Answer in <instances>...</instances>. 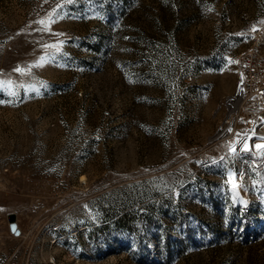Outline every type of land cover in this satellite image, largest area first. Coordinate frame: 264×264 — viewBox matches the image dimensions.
Returning a JSON list of instances; mask_svg holds the SVG:
<instances>
[{"label": "rangeland", "instance_id": "rangeland-1", "mask_svg": "<svg viewBox=\"0 0 264 264\" xmlns=\"http://www.w3.org/2000/svg\"><path fill=\"white\" fill-rule=\"evenodd\" d=\"M258 41L264 0H0V264H264V148L212 139Z\"/></svg>", "mask_w": 264, "mask_h": 264}, {"label": "built area", "instance_id": "built-area-1", "mask_svg": "<svg viewBox=\"0 0 264 264\" xmlns=\"http://www.w3.org/2000/svg\"><path fill=\"white\" fill-rule=\"evenodd\" d=\"M238 86L247 126L264 124V53L260 41L237 56Z\"/></svg>", "mask_w": 264, "mask_h": 264}, {"label": "bare ground", "instance_id": "bare-ground-1", "mask_svg": "<svg viewBox=\"0 0 264 264\" xmlns=\"http://www.w3.org/2000/svg\"><path fill=\"white\" fill-rule=\"evenodd\" d=\"M228 103L230 106V111L223 121L219 132L216 134V137L218 139L222 137L226 138V132L229 131L230 134L235 136L236 140L234 147L236 148H240L241 146H244L246 144L247 148L255 149V142L257 139L260 140L259 145H264V131H262L260 125L252 126L248 129V131L245 132L236 129V123L239 116V108L242 103L240 91L236 96L228 98ZM237 140H239V143H236Z\"/></svg>", "mask_w": 264, "mask_h": 264}, {"label": "snow or ice", "instance_id": "snow-or-ice-1", "mask_svg": "<svg viewBox=\"0 0 264 264\" xmlns=\"http://www.w3.org/2000/svg\"><path fill=\"white\" fill-rule=\"evenodd\" d=\"M68 2L70 3L71 0H68ZM62 7H63L62 5H57V9L62 8ZM53 14H55V10H54V13ZM50 15H52V14H50ZM55 22H56L55 20H50V23H55ZM37 23L44 24V21L43 20H40V21H37ZM39 30L40 31H50V28L46 25L45 28L39 29ZM252 30L253 31L256 30V26L255 25L253 26V29ZM54 35H63V34L62 33H59V34H54ZM63 43H64L63 41H60V42H58L55 45H47L46 44V45H43V47L44 48L52 47V48H55L56 49V52H59L61 46L63 45ZM53 60H55V56L49 57L47 55H42V56L39 57V59L33 65H29L28 66L27 71L24 68H22L21 66H17L14 69V71L17 72V73H20L21 75H31V68L32 67H37V68L38 67H43L44 64L49 63V62H51ZM7 85L9 86V88H11L12 82L11 81H8L7 82ZM4 86H5L4 82H0V87H4ZM25 91L27 92L28 89H25ZM33 91H34V89H33ZM10 94L13 95V96L16 95V93L14 91H10ZM8 102L11 103V101H8ZM0 103H4V101H0ZM236 143H239V140H237ZM255 147L257 149H261V148H264V145L257 144V145H255ZM244 148H247V145L246 144L244 145ZM244 148H242L241 151H243ZM229 151L231 153H233V154H236V149H235L234 146H229ZM220 159H221V161H223L225 158L224 157H221ZM214 163H216V161H214ZM227 176L229 177V179L226 181V183H230L231 184V191H232V197H233L234 203L237 202V201H239L240 203L246 205V202L239 198V195H238V184L235 183V182H232V177L234 176V172H233L232 169H229L227 171ZM240 176L242 177L243 176V173H240ZM13 231H15V226L14 225H13Z\"/></svg>", "mask_w": 264, "mask_h": 264}, {"label": "water", "instance_id": "water-1", "mask_svg": "<svg viewBox=\"0 0 264 264\" xmlns=\"http://www.w3.org/2000/svg\"><path fill=\"white\" fill-rule=\"evenodd\" d=\"M218 133V132H217ZM215 138H217L216 137V135H214V137L212 138V139H215ZM10 222H11V229H12V231H13V225L15 226V231H13L15 234H19L20 233V230L18 229V227H17V224H16V222H15V219H14V215H11L10 216Z\"/></svg>", "mask_w": 264, "mask_h": 264}]
</instances>
